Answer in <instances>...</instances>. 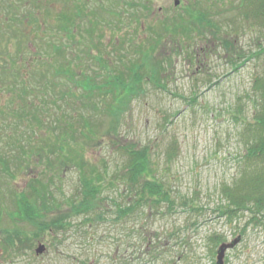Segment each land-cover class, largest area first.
I'll return each instance as SVG.
<instances>
[{"label": "rangeland", "instance_id": "obj_1", "mask_svg": "<svg viewBox=\"0 0 264 264\" xmlns=\"http://www.w3.org/2000/svg\"><path fill=\"white\" fill-rule=\"evenodd\" d=\"M124 1L127 5L111 4L105 27L104 17H96L99 6L90 3V13L75 23V33L70 24L79 19L72 13L73 0H44L38 5L33 1L40 14L48 9L54 17L62 8L59 22L64 37L57 38V32L49 29L51 35L43 40L28 39L32 49L26 54L25 39L0 38V50L20 46L21 56L27 57L21 62L29 63L27 95L22 94V80L0 71V121L4 117L18 125L20 112L28 114V104L33 101L43 110L42 114H28V119L39 117L37 123L29 121L31 125L26 127L32 140L16 142L22 130L5 131L10 139L0 136V264H215L219 245L237 238L239 243L225 254V264H264V227L249 223L247 214L229 222L222 215L225 202L220 196L223 185L240 172L251 142L243 131L260 100L257 85L264 80V20L258 22L253 16L256 9L246 8L243 0H149L152 20L146 10L139 8L134 13L129 7L141 0ZM175 1H179L176 6ZM199 9L206 14L213 11L218 31L200 24L194 13ZM172 20L177 21L176 27L164 32ZM91 22L95 30L89 28ZM154 41L152 54L149 47ZM42 42L45 49L36 48ZM57 43L62 51L46 58L47 48L51 50ZM137 52L141 56L147 52L143 59L152 78L139 83L115 117L111 116L114 99L110 94L99 97L96 93L87 102L75 88L74 106L69 95L62 100L60 92L70 91L62 77L58 102L51 98L47 102L44 91L42 103L32 93L34 73L41 68L38 64L44 63L40 70H54L58 63L56 68L70 70L77 82L86 71L100 85L115 70L107 63L125 59L115 67L126 74L127 59ZM17 55H1L0 62L8 57L16 61L11 68L24 71V66L17 64ZM56 120L68 133L64 135L69 145L65 152L56 142L59 131L50 129ZM39 121L45 126L37 128ZM21 148L34 152L25 153L29 161L19 165L15 158L22 157ZM143 148L148 151L150 176L164 183L173 204L146 206L132 217L114 220L116 206L127 204L124 153ZM70 150L81 159L78 164L69 161L63 165L61 160L70 156ZM82 174L97 178L101 191L97 211L73 218V228L54 240L37 238L29 250L14 254L13 248H8L5 254L3 230L36 232L14 215L15 199L10 194L40 195L43 203L52 204L45 217L64 216L72 202L81 200ZM216 236L223 241L212 243ZM39 243L46 251L37 256Z\"/></svg>", "mask_w": 264, "mask_h": 264}, {"label": "trees", "instance_id": "obj_2", "mask_svg": "<svg viewBox=\"0 0 264 264\" xmlns=\"http://www.w3.org/2000/svg\"><path fill=\"white\" fill-rule=\"evenodd\" d=\"M113 1L126 3L123 0ZM149 3V0H141L140 2L134 1L129 7L135 11L134 13H136V11L142 6L141 9L146 10L148 13ZM243 3L246 4V8L251 7L256 9L253 12V16L256 17V20L258 22L262 23L264 20V0H243ZM244 6L245 5H241V7ZM201 9L194 12L196 16H199L200 24L204 23L206 24L204 25V27L207 26L212 30L218 31L219 26L217 27V25L215 24V18L213 16L215 14L212 15L213 11H210V15L202 13ZM149 16H151L152 20L154 14L149 12ZM96 17H99L98 13ZM100 18H102V16H100ZM103 19V25H105L107 21L105 18ZM135 19H137V17ZM178 20H181V18H178ZM176 23L177 21L172 20L170 22V25L163 28L164 32H169L172 26L176 27ZM70 25H72L73 33L75 28V21H73V19ZM89 28L91 30L95 29L94 22L90 23ZM87 33L91 34L92 31H87ZM197 33L199 34V32ZM157 40L159 39L157 38ZM155 42L156 41H154L149 47L151 48L150 53L152 54V50H154L156 44ZM57 45H59V43L53 46L51 50L50 48H47L48 51L45 53V55L48 56L46 58H48L49 55L52 54L59 55L58 52H53V49H55L56 51ZM42 48L45 49V47L41 46V49ZM144 54H147V52L143 53V55ZM152 54L149 57H152ZM143 55L141 56L140 53L137 52V54L133 56V58H126L128 62L125 66L129 68V70L126 68V74H123L124 71L117 70L115 67V65L124 64L123 61L125 59H118L115 62L107 63L110 64L111 67H114L115 70L112 69L113 72H111V76H108V78L103 81V84L100 85H98V80L91 79L90 75L86 71L83 72L85 73V75L80 73L81 78L77 82V80L75 79V75H73L70 70L61 72L58 68H56L58 66V63L56 67L54 66V70L52 68L48 70H40L43 68L42 65L44 63L38 64L37 68H41L36 69L34 73L36 82L32 85V93L34 92L36 98L41 99L42 101L40 102L42 103L45 92L47 95V102L48 98H51L53 101L54 99H57L58 102V99L60 97L58 92L60 90L59 81L62 77L65 82H68L70 84L69 92L67 91L63 93V90L62 92H60V94L62 95V100L65 101L67 96L69 95V101L71 102V105L74 106L76 97L74 95L73 89L75 88H78L80 90L81 98H85L87 102L91 100L90 98H93L95 95H97L96 93H98L99 97H106L108 94H110V96L114 99L113 105L110 104L111 116L115 117L122 111V105L125 103V101H127L128 97L140 87L139 83L142 80L152 78L151 76H149L146 69L148 65L147 61L143 59L147 56ZM15 63L16 61L14 60L10 62H2L0 65V71L14 80H22V94L27 95L28 84L26 83V81L29 77L28 68L27 66H24V71H21L16 67L11 68L9 66V64ZM141 69H143V75L140 74ZM153 73L155 74V72ZM257 91L261 92L259 94L260 100L255 105L252 121L245 124V128L243 131L244 136H246L248 140L251 139L249 146H247L246 154L242 157L243 166L241 167L237 177L230 184L223 185L220 190V196L225 202V206L222 208V215L229 222L235 220L240 215L247 214L249 216V223L264 227V80L261 79L260 83L257 85ZM92 108L94 107L92 106ZM28 109H30L28 112L32 115L36 112H41V114L43 113L41 105L37 106L34 101L31 102V104H28ZM84 109L87 110L88 108L84 107ZM20 113L22 114V117L19 118L18 125L9 123L8 118L1 117L2 121H0V136L2 137V139L9 137L8 134L6 135L5 133V131L7 130H11L12 132L16 133L19 132V130H22L21 133L16 136L19 139V141L16 142L21 143L23 140H28L30 138L31 134L28 135V129L26 127H28L29 124L31 125V121L37 123L39 117H30V119H28L27 117L29 113L27 114L25 110ZM82 115H84L83 112L81 113V116ZM69 116V119H72L74 121L75 118H72V115ZM57 124L58 120H56L55 122V127L50 129L59 131V134L56 137V142L57 145H63L59 149L62 152H65L64 147H68L69 145H67L68 141H66L64 135L68 136V133L66 132L65 128L61 127L59 124V127H57ZM1 126L3 128H1ZM43 126H45V124L42 121H39L37 128H42ZM31 131L33 133V136H36L33 125L31 127ZM72 131L73 130L71 129V132ZM46 133L49 134V132ZM34 139L36 138L34 137ZM70 139L71 141L73 140L72 135L70 136ZM30 140L32 139L30 138ZM43 143H47V146L51 145L49 141H43ZM55 150L56 148H54L53 151ZM27 152L34 151L30 148H21L22 157L15 158V163L22 165L21 162H23V160L29 161V157H27L25 154ZM68 153L70 154V156L61 160V163L63 165H67L69 161L74 164L77 163L79 159H81V157L74 155V152L72 154L71 150ZM124 155L125 162L122 177L124 178L123 183L126 185L127 204L116 206V210L113 213L114 220L132 217L146 206H152L153 208L160 204H173V199L171 198L170 192L167 190L164 183L150 176V162L147 149L143 148L141 150H127L125 151ZM83 166L84 165H82V167ZM82 167L80 168L82 169ZM81 178V200L79 202H72L69 206L70 214L67 213L64 216H59V214H56L50 216L49 218L45 217V214L49 213L50 209L52 208V204L43 203V201L40 200V195H38L37 197H33L31 195H24L23 193H11L10 195L13 196L14 194L13 197L15 199V209L13 211L14 215L19 218L23 224L32 226L33 230H36V232L30 233L23 231L20 228L3 230L2 233L6 234L5 236H2V240L5 242L1 244L3 252H5V254H8V248H13L14 254H20L23 251L29 250V247L34 244L35 239L37 238H41L38 241H41L44 237H48L54 240L55 237L60 236V234L63 235L62 233L66 232L68 228H73V218L95 213L98 209L96 200L98 202V198L101 194L97 178H87L84 174H82ZM91 178H95V181H93L94 179ZM31 188L33 189L34 187ZM35 198H37L36 201ZM210 241L212 243L215 242L214 244H217L223 240L222 237L216 236Z\"/></svg>", "mask_w": 264, "mask_h": 264}, {"label": "flooded vegetation", "instance_id": "obj_3", "mask_svg": "<svg viewBox=\"0 0 264 264\" xmlns=\"http://www.w3.org/2000/svg\"><path fill=\"white\" fill-rule=\"evenodd\" d=\"M35 2V5H38L40 2H43L44 0H0V38H12V39H18L20 40L21 38L25 39V52L30 53L31 48V43L28 41L30 38L34 39H43L44 37L50 36L52 31L49 29H54L56 31V37L61 38L63 36V31L60 29V13L62 8L59 10V14H55L53 17L52 14H49L46 12L45 9L42 10L43 13H39V6H33L32 2ZM52 1V0H50ZM73 0L72 4V13L74 17H76L78 22H75L76 25L79 24L80 19L87 17V15L90 13L89 10V4H97L99 6V9L96 13L99 14L103 12V16H110L111 14V4L113 0ZM125 2V1H124ZM150 2V1H149ZM141 8V7H140ZM95 10V7L93 9V12ZM92 12V13H93ZM35 14V17H32V14ZM44 13H48V15H45ZM98 17V18H99ZM106 19V18H105ZM94 21V20H93ZM96 21V20H95ZM107 21V20H106ZM53 23L56 25L53 27ZM52 24V26H51ZM59 24V25H58ZM108 24L107 23L104 25V27ZM29 25V28L27 27ZM78 28L75 26L74 28V33ZM95 30V29H94ZM95 33V32H92ZM91 33V34H92ZM109 33V32H105ZM90 34V33H89ZM97 36V34L95 35ZM99 36V35H98ZM36 48H41L40 45ZM21 47L16 46L14 48H10L9 46H3L2 49L0 50V60H1V55H7V54H19V62L17 63L19 67L22 66H29V63L26 62H21V60H25L27 57L21 56L22 53H20ZM62 51L61 43L57 45L56 52L57 51ZM9 58L3 59L6 62ZM1 65V62H0ZM10 65V64H9Z\"/></svg>", "mask_w": 264, "mask_h": 264}, {"label": "water", "instance_id": "obj_4", "mask_svg": "<svg viewBox=\"0 0 264 264\" xmlns=\"http://www.w3.org/2000/svg\"><path fill=\"white\" fill-rule=\"evenodd\" d=\"M179 1H175L174 5H178ZM240 239L237 238L235 240H233L231 243L229 244H221L216 252V264H224V257L227 251L233 249L238 243H239ZM45 251V247L43 245H39L36 250H35V254L36 255H41L43 254V252Z\"/></svg>", "mask_w": 264, "mask_h": 264}]
</instances>
